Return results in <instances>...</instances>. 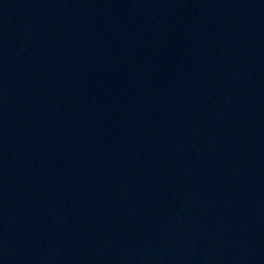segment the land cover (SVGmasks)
I'll list each match as a JSON object with an SVG mask.
<instances>
[{"label":"water","instance_id":"1","mask_svg":"<svg viewBox=\"0 0 264 264\" xmlns=\"http://www.w3.org/2000/svg\"><path fill=\"white\" fill-rule=\"evenodd\" d=\"M0 264H264V0H0Z\"/></svg>","mask_w":264,"mask_h":264}]
</instances>
